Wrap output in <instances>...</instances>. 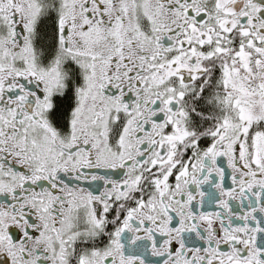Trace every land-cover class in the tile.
Wrapping results in <instances>:
<instances>
[{
	"label": "snow or ice",
	"instance_id": "snow-or-ice-1",
	"mask_svg": "<svg viewBox=\"0 0 264 264\" xmlns=\"http://www.w3.org/2000/svg\"><path fill=\"white\" fill-rule=\"evenodd\" d=\"M0 264H264V0H0Z\"/></svg>",
	"mask_w": 264,
	"mask_h": 264
}]
</instances>
